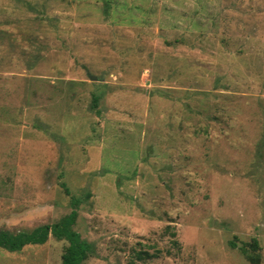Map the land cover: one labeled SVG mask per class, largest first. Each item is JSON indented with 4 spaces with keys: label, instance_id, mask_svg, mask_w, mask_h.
I'll list each match as a JSON object with an SVG mask.
<instances>
[{
    "label": "rangeland",
    "instance_id": "374dc122",
    "mask_svg": "<svg viewBox=\"0 0 264 264\" xmlns=\"http://www.w3.org/2000/svg\"><path fill=\"white\" fill-rule=\"evenodd\" d=\"M61 183L82 264H264V0H0V231L69 215Z\"/></svg>",
    "mask_w": 264,
    "mask_h": 264
},
{
    "label": "trees",
    "instance_id": "16d2710c",
    "mask_svg": "<svg viewBox=\"0 0 264 264\" xmlns=\"http://www.w3.org/2000/svg\"><path fill=\"white\" fill-rule=\"evenodd\" d=\"M61 186L65 193L71 196L66 184L61 183ZM88 194L82 197L71 196L72 212L57 223L40 226L32 232L18 235L0 231V247L12 252L20 251L27 245L44 244L50 235H54L58 239H64L69 242V246L62 257V264H82L90 252V245L81 239L80 234L74 231L73 227L78 216L77 208L83 200L89 197ZM252 248L253 250L258 249L256 241H254ZM250 260L255 264L260 263L259 257H250Z\"/></svg>",
    "mask_w": 264,
    "mask_h": 264
},
{
    "label": "water",
    "instance_id": "95a60500",
    "mask_svg": "<svg viewBox=\"0 0 264 264\" xmlns=\"http://www.w3.org/2000/svg\"><path fill=\"white\" fill-rule=\"evenodd\" d=\"M90 79H91V80H97V78L94 77V76H90Z\"/></svg>",
    "mask_w": 264,
    "mask_h": 264
}]
</instances>
